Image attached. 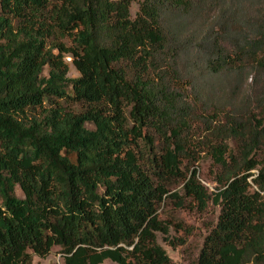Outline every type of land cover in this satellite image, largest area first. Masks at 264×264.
Masks as SVG:
<instances>
[{
	"label": "trees",
	"instance_id": "1",
	"mask_svg": "<svg viewBox=\"0 0 264 264\" xmlns=\"http://www.w3.org/2000/svg\"><path fill=\"white\" fill-rule=\"evenodd\" d=\"M204 1L0 0V264H32L53 247L64 264H170L156 241L168 240L158 216L167 199L220 208L192 264H264V10L253 0L246 19L241 0H213L235 58L219 39L199 58L237 82L260 77L254 113L239 94L206 105L213 87L182 73L193 47L185 21ZM202 149L218 167L212 193L182 170ZM174 182L182 195L170 194Z\"/></svg>",
	"mask_w": 264,
	"mask_h": 264
},
{
	"label": "rangeland",
	"instance_id": "2",
	"mask_svg": "<svg viewBox=\"0 0 264 264\" xmlns=\"http://www.w3.org/2000/svg\"><path fill=\"white\" fill-rule=\"evenodd\" d=\"M214 1L205 0L199 6L197 11L190 15L185 21V37L188 40H193V47H190L188 56L181 55V58L179 59V65L181 67L182 73L188 72L191 77H193V75L196 76V80L200 81L201 84L205 83L213 87L210 91L211 94L209 95V97H206V105L210 106L211 104H213V102L209 100L213 95H223L230 99L239 94L238 96H236L237 99H241L242 96L248 97L250 105L248 106L247 110H252L254 113L259 112L261 111L262 106L259 105V103L255 101V99L258 98L259 100V96L261 95L262 91L261 87L263 86V84L260 77H256V74L252 73L245 81L241 79V82H237L236 77L233 75L234 73L228 70L223 71L219 74L206 72L203 66V61L199 59L200 56L205 55V53L207 52L208 45L216 39H219L218 45L220 44L221 50L227 56L232 57V59L235 58V55H233V50L231 48L232 46L230 44V40L222 38L224 33L229 34L230 31H233V29L231 28L229 32L228 28L226 29V31L225 29H220L218 17L221 16L222 6L216 7V3ZM257 1L253 2V0H241L242 5L245 8L246 19H251L255 16V9L261 11L264 10V0H260L255 9H250V4H254ZM233 2L234 4L225 1V6L230 11H235L236 4H239L238 2ZM138 9V3H132L130 8L131 19L135 18ZM226 15L229 16V13H227ZM58 40L64 43L66 46L71 45V41L68 37ZM69 58V56L65 58V62L69 66L67 77L70 79L77 78L79 76V73L72 66ZM188 60H190V63L187 64ZM47 72L48 70L47 68H45L42 76H47ZM184 81L189 82L187 80ZM187 89L188 90L185 91L189 94L191 93V91H193V89H191V87L189 86H187ZM202 90L203 88L199 89L198 92H202ZM68 92H70V89H68ZM64 107L74 112H78L83 108L81 105L65 104ZM243 108L245 107L243 106ZM202 109L205 110L204 108ZM245 112L247 113L248 111L242 109V113ZM41 113V109H37V111L32 113V115L39 117ZM196 114L198 115L199 113ZM198 117L200 116L198 115ZM86 128L92 130L94 126L92 124H87ZM202 129L203 125L201 124V122L194 124L195 133L198 134L199 137H202ZM229 144L231 148L235 147L233 142H229ZM200 151L202 152H196L195 160L183 162L182 170L184 171L183 167L185 166L189 168V171L195 169L199 182L208 190L209 193H212L215 189L213 177L214 173L218 170V167L214 166L213 161L207 153L206 149H202ZM169 190L170 194L179 193V195H182V183L174 182L169 187ZM15 194L18 198H23V194L21 193L19 188L15 189ZM184 203V207L178 209L172 199H167L158 210L159 219L169 225V236H167L168 240H166L163 235L157 233L156 241L157 244L166 252L167 256L170 259V264H192L196 261L202 248L204 239L216 225L217 218L220 212V208L218 206H214L211 201L207 204L206 209L202 212L197 211V209L195 208V203L190 199H185ZM169 240L172 241L175 246H172L171 244L169 245ZM32 264L64 263L63 257L59 252V247H53L50 254L46 258L33 256ZM102 264L114 263L106 260Z\"/></svg>",
	"mask_w": 264,
	"mask_h": 264
}]
</instances>
